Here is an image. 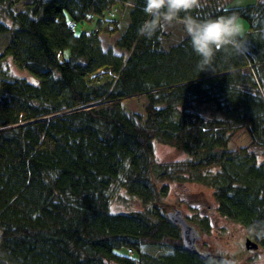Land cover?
I'll use <instances>...</instances> for the list:
<instances>
[{
  "label": "trees",
  "instance_id": "16d2710c",
  "mask_svg": "<svg viewBox=\"0 0 264 264\" xmlns=\"http://www.w3.org/2000/svg\"><path fill=\"white\" fill-rule=\"evenodd\" d=\"M144 7L145 0H0V35L11 36L5 55L37 81L0 79V264H236L184 250L181 228L168 219L165 182L212 189L218 213L264 251V0L242 9L202 0L191 14L235 15L246 24L248 49L217 53L202 72L181 24L177 43L168 29L139 34L149 19ZM113 11L130 20L114 47L126 56L102 48L101 36L120 32ZM139 97L142 113L128 112L125 102ZM203 105L214 117L194 112ZM241 133L250 144L229 150ZM154 141L190 160L156 162ZM116 184L141 212H111ZM146 246L173 253L154 257Z\"/></svg>",
  "mask_w": 264,
  "mask_h": 264
},
{
  "label": "rangeland",
  "instance_id": "374dc122",
  "mask_svg": "<svg viewBox=\"0 0 264 264\" xmlns=\"http://www.w3.org/2000/svg\"><path fill=\"white\" fill-rule=\"evenodd\" d=\"M224 6L228 4L229 9H242L255 6L257 0H219ZM25 4L15 7V12L24 10ZM122 5L118 8L121 10ZM115 20L120 21V32L115 37L107 35L101 36L103 51L109 50L117 56H126L125 53L115 49V43L124 34L129 26L130 20L127 17V11L118 13ZM6 24L13 29L10 21ZM242 31L246 29V24L239 21ZM94 26H89L88 30H93ZM168 30L172 33L169 38L170 43H177L184 38L182 27L174 25ZM10 34L0 35V79L16 80L23 79L30 84L36 85V79L26 70L18 68L12 57L5 55V50L10 43ZM145 97L131 99L125 102V106L130 113H142ZM194 112L205 117H214L210 105L196 106ZM251 142L248 133L239 134L229 145V150H236L247 147ZM154 156L158 163L184 162L190 160V156L176 149L162 145L157 141L153 142ZM168 186L169 195L165 198L168 206V213L180 212L182 217L190 222L199 234L200 240L197 242V250L201 254H210L213 256L228 257L235 261L236 264H264V251L259 248L257 251H248L246 241L251 239L249 232L240 225L233 223L222 217L217 211V203L214 197V191L210 188L198 184H183L165 182L160 187ZM111 212L113 214L137 213L142 211L141 204L133 199L128 193L116 184L111 193ZM203 221L208 224L200 226ZM207 228V229H206ZM144 253L154 257H164L173 253V250L166 247L146 246L142 248ZM124 254L125 250H121Z\"/></svg>",
  "mask_w": 264,
  "mask_h": 264
},
{
  "label": "clouds",
  "instance_id": "9594fccd",
  "mask_svg": "<svg viewBox=\"0 0 264 264\" xmlns=\"http://www.w3.org/2000/svg\"><path fill=\"white\" fill-rule=\"evenodd\" d=\"M202 7V0H145L144 13L149 19L139 34L151 39L158 31L181 24L193 52L200 58L197 67L205 71L217 53L245 54L244 33L235 15L199 19L191 13Z\"/></svg>",
  "mask_w": 264,
  "mask_h": 264
},
{
  "label": "water",
  "instance_id": "95a60500",
  "mask_svg": "<svg viewBox=\"0 0 264 264\" xmlns=\"http://www.w3.org/2000/svg\"><path fill=\"white\" fill-rule=\"evenodd\" d=\"M168 219L170 223L179 226L181 228V236L183 240L184 250L192 253L199 254L203 257H208L210 254H201L197 250V242L200 240L198 232L184 219L180 212L168 213ZM246 249L248 251H257L259 246L248 239L246 241Z\"/></svg>",
  "mask_w": 264,
  "mask_h": 264
},
{
  "label": "built area",
  "instance_id": "2783aa9c",
  "mask_svg": "<svg viewBox=\"0 0 264 264\" xmlns=\"http://www.w3.org/2000/svg\"><path fill=\"white\" fill-rule=\"evenodd\" d=\"M115 14H116L115 11L111 12V13H110V18H115ZM69 28H70L72 31H76V30L78 29V26H77L76 23H74V22H70V23H69ZM86 34H87V33H86ZM129 253L132 254V251H129Z\"/></svg>",
  "mask_w": 264,
  "mask_h": 264
}]
</instances>
